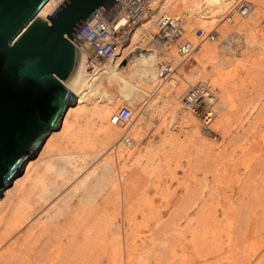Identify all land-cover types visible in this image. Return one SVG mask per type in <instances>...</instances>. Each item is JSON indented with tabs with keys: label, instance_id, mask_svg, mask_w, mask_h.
I'll return each mask as SVG.
<instances>
[{
	"label": "bare ground",
	"instance_id": "bare-ground-1",
	"mask_svg": "<svg viewBox=\"0 0 264 264\" xmlns=\"http://www.w3.org/2000/svg\"><path fill=\"white\" fill-rule=\"evenodd\" d=\"M60 1L47 0L38 14L46 16ZM229 1L150 0L152 8L135 21L128 44L106 61L95 59L97 57L85 45L75 44L79 52L78 63L66 86L76 95V101L67 108L60 127L45 138L36 154L25 162L22 172L0 195V264H151V258L156 259L154 264H177L175 253L182 251L193 252L192 264H264V131L260 129L257 117L261 112L252 111V98L244 95L241 85L234 79H220L217 95L216 88L210 83L187 84L200 76L199 71L193 78L186 74L181 83L173 75L177 64L190 56L194 49L191 41L182 40V19L186 13H191L198 21L200 17L196 11L193 13L194 10L214 5L215 8L222 7ZM234 5L236 14L240 16L235 17L237 23L240 18L243 22L248 21L258 11L252 1L237 0ZM181 12L183 14L178 16ZM166 18L176 26L175 30L165 32L167 28L162 22ZM125 21L126 18L122 17L119 24ZM208 39L212 41L213 35ZM137 42L140 46L134 47ZM186 42L192 47L187 54H182L181 45ZM143 46L145 52L142 51ZM219 46L218 43L212 46L214 52L210 58L214 61L210 72L216 76L225 72L224 62L228 58ZM208 52L211 51L207 45L199 49L202 56ZM129 55L128 61L122 65ZM163 75H170L165 91L153 100L148 99L160 92L159 80ZM186 85L179 100L178 95ZM196 85L201 89V96H188L189 107L183 106V97ZM152 87L153 90L156 87L155 93H152ZM175 87L176 92H173ZM113 90L119 91L122 97L119 95L118 98ZM169 92H173L170 97ZM149 100L153 102L146 111L158 109L162 112L160 124L153 134L159 136L160 147L150 145L144 152H136L130 145L131 137L123 136L113 147L121 161L119 169L123 177L120 180L108 157L95 165L96 157L91 163L86 158L81 161L80 152L93 147L97 141L102 124L97 126L95 121L109 117L111 105L118 102L136 109ZM178 104L183 114H180ZM168 108L170 113L164 116ZM216 117L217 141H211V138L209 142L201 140L203 143L194 159L187 158L184 166L180 162L182 160L176 158L174 167L167 165L165 172H172L171 177L175 178L176 169L188 171L195 165L204 175L210 174V183L199 181L194 190L189 192L188 188L185 189L186 197L192 198L189 211L192 208L194 214L189 216L187 208L173 209L174 212L171 211L166 219L155 215L151 223V215H148L149 221L145 220L142 225L144 229L138 227L141 222L133 214L134 203L141 199V193L145 194L144 183L154 180L144 182L146 174L155 175L156 171L152 170L161 159L170 151H179V146L184 147L185 139L190 140L185 146L187 148L202 131L205 134L214 132L212 124ZM126 119L121 117L118 120L120 126L111 124L104 127L102 140L121 134V126ZM177 122L179 125L185 123L189 129L183 142L171 133V126ZM131 128L133 131L136 128L141 130L143 126L135 123ZM161 128L163 133L159 130ZM70 146H73L72 150ZM111 147L107 148L110 152ZM75 158L79 169L86 168L84 164L93 165L86 173H79L80 170L72 164ZM77 173L81 174L77 187L54 202L53 197L61 192V187L67 186L69 176L75 177ZM152 182L156 190L160 182ZM206 187L207 195L203 192ZM136 188L144 191L137 192ZM227 194L229 197L225 200ZM124 221L130 235H123L125 240L122 242L124 238L120 239L119 232Z\"/></svg>",
	"mask_w": 264,
	"mask_h": 264
},
{
	"label": "rangeland",
	"instance_id": "rangeland-1",
	"mask_svg": "<svg viewBox=\"0 0 264 264\" xmlns=\"http://www.w3.org/2000/svg\"><path fill=\"white\" fill-rule=\"evenodd\" d=\"M236 1L237 0H230L229 3H227L226 5H224L222 7H218V8L217 7L215 8V5H214L213 7L210 6L212 9L209 7H206L205 9H202V10L201 9L194 10L193 13L196 11L195 13H197L198 17H200V19L198 21L193 19V15H191V13H186V16H184L182 19V21H183L182 23H183V27H184V36L182 37V40L183 41L184 40L191 41L194 45V49H193L190 56H188L185 60H183V62L177 64L175 71H173V75L181 83L183 81V79L186 78V74L192 76V78H193V76H196L197 73L200 72L201 74L199 77H197L196 79H193L192 81L191 80L188 81L187 84L193 85V84L199 83V81L205 82V84L210 83V84H212V86H214V88H216L217 95H218V85L224 77H226V78L229 77L230 81H232V79L236 80L237 83L239 85H241V89L245 92L244 95L246 94V96H249L252 98V104H251L253 106L252 111H254V112L256 111L257 114H259L261 112L257 117H258V119H259L258 121L260 122V125H261L260 129H263V131H264V56H263L264 55V53H263V51H264V32H263L264 31V0H244L247 2L252 1L254 3V7H257L258 11H257L256 15L248 18V21L243 22L242 21L243 18H240L241 21H239L238 23L235 21V17H238V18L240 17L236 14V9H235L236 5H234ZM233 7H235V8H233ZM199 10H200V12L198 13ZM182 14L183 13L181 12L178 16H181ZM198 29H201L204 34H207L211 31L210 33H211V35H213L214 39L212 41H209L208 37H206L205 39H201V38L196 37V31ZM235 30H236V32H235ZM238 30H240V32ZM244 31L247 35L244 33ZM251 33H253L254 35ZM128 38H129V36H128ZM256 38H257V41H256ZM249 39L251 42L248 41ZM176 42H178V41H176ZM217 43L220 45L219 49L222 48V50L228 54V55L226 54L228 58H227V61H225V62L223 61L226 65L225 70H224L225 72H222V74L219 73L216 76V75H214V72H210V69L214 65V61L210 58H212L211 53L214 52L212 46L214 44H217ZM257 44H259V45H257ZM136 45L140 46V42H137L133 46L137 47ZM203 45H207L208 49L211 51V52H208L206 56L205 55L202 56L199 53V49ZM174 48H176V47H174ZM145 49L146 48L144 47V49L142 51L145 52ZM226 50H228V51L226 52ZM232 54H233V56H232ZM261 55H262V57H261ZM129 57H130V55L125 58V60L122 62V65L128 61ZM259 57H261V58H259ZM254 58H255V61H254ZM95 59L98 60V58H95ZM99 60L100 61H103V60L106 61L105 59H101V58H99ZM227 67H229L230 69ZM169 76L170 75H165V77H164V75L162 76L163 78H165V80H163V78L159 80L160 81L159 82L160 83V88H159L160 92H158L157 94H153V96H151V97L147 96L148 99L153 100L157 96H160L163 94V92L165 91V89L167 87L168 80L170 79ZM226 78H224L225 80H222V81H226ZM163 84H164V87H162ZM188 85H186L185 88L182 91H180V94L178 95L179 100L181 98V93H183V91L186 90ZM155 89H156V87H154V90L152 87V93L154 91H156ZM113 91L115 94H118V98L121 96L119 91H116V90H113ZM173 92H176V87L173 88ZM172 93L169 92V94H168L169 97H170V95H172ZM165 95H163V96H165ZM253 99H255L256 102H253ZM150 100H149V102L145 103L144 106L139 105L138 108H136V109H132V107H129L128 105L123 104L121 102H120L121 104H119L118 102L114 103V104H116L115 106H114V104L111 105L112 109L110 108L109 111L112 113V115L110 113V116L106 117V118L104 117V120L95 121V123L98 124L97 126L102 124V125H100V128L98 129L97 138L95 137L96 138L95 140H97V141H95L96 146L94 143L93 147L84 149V152H80L79 155H80V158L82 159V160L81 159L80 160L83 162V160L85 161L87 159L86 161L91 163L94 160L93 158L96 157L95 161H93V164L95 165L97 163V161H100L103 158L108 157V160L111 161L115 165V172L116 173L118 172L119 180H120L123 177V174L121 173V170L119 169L121 161L119 159L117 151L113 147L116 145V143H119V141H121L123 136L126 135V136L131 137L130 145H132V148H134L136 152H139L140 150H141L140 152H142V151L144 152L145 148L149 147L150 145H153V148H154V146L160 147L161 145H160L159 136H157V134H155V135H153V134H154V132H156L157 127L160 124V121H161L160 117L162 115V112L158 111V109H154L153 111H151V110L146 111L145 109H147L153 102V101L150 102ZM254 104L256 106H254ZM178 105H179L178 110H179L180 114H183L184 111L181 110V108L179 109L180 104H178ZM115 107H116V109H115ZM259 109H261V110L259 111ZM120 111L121 112L129 111L128 114L126 115V117H124V119L127 118L126 119L127 121H123L124 125H123V127L121 126V129H122L121 134H118V136L114 134L113 135L114 137H110V139L102 140V139H104V137H103L104 127L109 126L111 124H113V125L115 124V125H119V126L121 125L118 121L119 119H121L120 116H117L116 121H112V116L114 114L118 115V113H120ZM167 112L170 113L169 108H168V111L166 110V113H164V116L169 115ZM261 117H262V119H261ZM217 119L218 118L216 117L215 121L212 124V127H214V123L216 122ZM143 122H144V124H142ZM179 122L174 123L173 126H171L170 129L172 130V132L171 131L170 132L172 134L176 135L179 139H182L181 141L183 142L184 141L183 139H185L186 133L188 132L187 130H189V129L187 128V125L185 123H181V125H179L180 124ZM135 123L140 124L141 126H143V128L141 130H139V128L138 129L136 128L133 131L131 126H135ZM182 126H183V128H182ZM212 127H211V129H213ZM136 130H138V131H136ZM159 130L162 133L164 132L163 128H161ZM214 130H213L214 132L208 131V133L206 132V134H205V132L203 133V131H202L201 135L199 134L201 137L198 136L200 139L198 137L196 139L194 138L193 139L194 141L191 139L192 143H191V145L187 146V148L185 146H186V144H188L187 141L190 142V140L185 139L184 142H186V144H183L184 147L179 146V151L178 150L176 152L174 151L175 153L170 151V153L168 152L166 154V156L161 159V161L159 162V165L156 166L152 170V172H154V173L156 171L155 175L152 174V175L148 176L146 174V176L144 178V180H145L144 182H148L151 179H154V180H151V182H148V183L143 182L144 185H146V187H145L146 192H145V194H143V193L140 194V196H142V197H140L141 198L140 200L137 199L138 200L137 204H136V202L134 203L135 206H133V210H134L133 212H135V213H133V214H136V216H135L136 220H138V222H141V224H138V227H141V229H144V227L142 225L145 222V220L149 221L150 215H151L150 221H149L150 223L152 220H154L156 218L157 215L158 216L160 215L159 216L160 219H162L163 217H165L163 219H166L167 217H169L171 215L172 212H174L173 209H175V211L176 210L180 211V209L184 210L187 208L189 216L194 214L195 211L191 210L192 208L189 211V207H190L189 202L192 201V198L190 196L186 197L185 189L188 188L189 192L194 190L195 187L197 188L199 181L201 183L202 182L210 183V180H211L210 174L206 172L207 175H209V176L204 175V173H202L201 169H198V166L196 167L195 165H193L194 161H192V160H191V164L193 166H191L190 170L183 171L182 169H176L175 178L171 177L172 172L171 173H165V172H166L168 167H172V166L174 167V160H177V159L182 160L180 162L184 166H186L187 165L186 159L187 158L188 159L189 158L194 159L196 152H198V150L200 149L199 145L201 144L202 141L203 142H207V141L209 142L210 138H211V141H217V139L215 138V137H217V135L215 134V132H216L215 127H214ZM137 137H139V138L137 139ZM202 137L204 139H202ZM217 138H219V137H217ZM100 144H102V145H100ZM111 145H112L111 148H113L112 152H110L107 149ZM196 145H198V146H196ZM196 148H198V149L196 150ZM72 149H73V146H70V150H72ZM108 152H110V153H108ZM171 153H172V156H170ZM93 154H96V156H94ZM168 161H169V163H168ZM89 163L87 165L83 163L84 166H86V168L82 167V169H79L80 167L77 166L78 161L76 160V158L74 160H72V164L75 165V167H77V169L80 170L79 173H86L90 169L89 166L91 164L89 165ZM167 165H168V167H167ZM79 173H77L78 177H77V175H75V177L69 176L70 180H69L67 186L61 187L62 188L61 192H58V194H56V196L53 197L54 202H55V199H57L58 197L63 196L64 194H66L70 191H73L75 189V187H77L78 178L81 175ZM147 177H148V180L146 179ZM159 178H162V179L160 180ZM152 181L160 182L159 187H157L156 190L154 189V187L152 185V183H153ZM195 181L197 182L196 184H195ZM139 189L136 188V191L137 192L144 191L142 189H140V190ZM172 192H174V193H172ZM203 192H204V194L207 195V193L209 192L207 187L203 190ZM192 193H194V192H192ZM228 193H231V192L229 191ZM167 195H168V197H167ZM235 195H238V194L235 192ZM137 196L139 197L138 194H137ZM228 197H229V195L227 194L226 196H224V199L226 200V199H228ZM73 198L75 199L76 196H74ZM144 200H146V201H144ZM222 201H224V200H222ZM136 208H140V209H136ZM152 209H153V211H152ZM154 210H156V211H154ZM146 212L153 213V215L150 213L147 214ZM141 214L144 215V217ZM128 230H129V228L127 229V223L125 221L122 222L121 229L119 232L120 239L122 240L124 238L122 240V242L125 240V236H126L125 234L129 233V235H130V230L129 231ZM123 235H125V236H123ZM124 247H126V246L124 245ZM175 254H176L175 258L178 257L175 260L180 264H192L193 263L192 260H193V258H195L194 256H192V254H193L192 251H182V252H178V254L177 253H175ZM153 259L154 258H151V261L149 263L154 264V261L156 259L155 260H153ZM149 260H150V258H149ZM181 260H183V261H181ZM163 264H165V263H163Z\"/></svg>",
	"mask_w": 264,
	"mask_h": 264
},
{
	"label": "water",
	"instance_id": "water-1",
	"mask_svg": "<svg viewBox=\"0 0 264 264\" xmlns=\"http://www.w3.org/2000/svg\"><path fill=\"white\" fill-rule=\"evenodd\" d=\"M113 0H0V195L45 138L60 127L76 95L66 86L78 63L76 29Z\"/></svg>",
	"mask_w": 264,
	"mask_h": 264
},
{
	"label": "built area",
	"instance_id": "built-area-1",
	"mask_svg": "<svg viewBox=\"0 0 264 264\" xmlns=\"http://www.w3.org/2000/svg\"><path fill=\"white\" fill-rule=\"evenodd\" d=\"M151 8L150 0H113L108 8L104 5L100 6L82 23L74 32L71 42L85 45L97 58L110 59L126 45L130 29L135 21L142 18ZM122 17H125L126 21L124 24H119ZM162 25L167 28L165 32L176 29V26H173L167 18L163 20ZM196 37L205 39L211 37V33L204 34L201 29H198ZM191 47L189 42L183 43L182 54H187ZM198 86L187 91L183 97V106L189 105L188 96L192 98L201 96V89ZM128 112L120 111L118 115L114 114L112 121H116L117 116L126 117Z\"/></svg>",
	"mask_w": 264,
	"mask_h": 264
}]
</instances>
